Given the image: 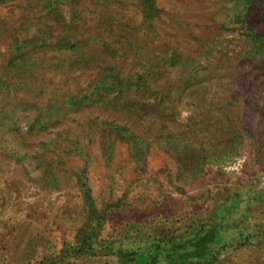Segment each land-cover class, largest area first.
<instances>
[{"label":"rangeland","instance_id":"374dc122","mask_svg":"<svg viewBox=\"0 0 264 264\" xmlns=\"http://www.w3.org/2000/svg\"><path fill=\"white\" fill-rule=\"evenodd\" d=\"M0 264H264V0H0Z\"/></svg>","mask_w":264,"mask_h":264},{"label":"crops","instance_id":"0c3cea01","mask_svg":"<svg viewBox=\"0 0 264 264\" xmlns=\"http://www.w3.org/2000/svg\"><path fill=\"white\" fill-rule=\"evenodd\" d=\"M72 39V38H71Z\"/></svg>","mask_w":264,"mask_h":264}]
</instances>
